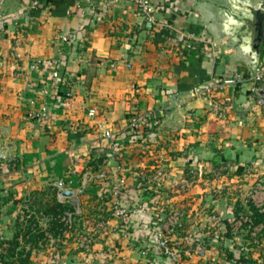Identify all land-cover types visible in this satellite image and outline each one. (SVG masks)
I'll list each match as a JSON object with an SVG mask.
<instances>
[{
	"label": "crops",
	"instance_id": "crops-1",
	"mask_svg": "<svg viewBox=\"0 0 264 264\" xmlns=\"http://www.w3.org/2000/svg\"><path fill=\"white\" fill-rule=\"evenodd\" d=\"M211 1L153 0L160 27L123 0H0V264L24 203L59 181L74 196L57 202L90 216H73L66 235L47 222L50 244L27 247L30 264H173L147 250L171 211L184 214L173 237L182 264H264L252 201L264 187V107L250 93L241 41L211 27ZM181 34L199 43L177 47ZM260 51L264 66V33ZM236 75L238 86L192 95ZM159 172L160 185L138 189ZM119 178L135 221L127 237L105 193Z\"/></svg>",
	"mask_w": 264,
	"mask_h": 264
},
{
	"label": "built area",
	"instance_id": "built-area-1",
	"mask_svg": "<svg viewBox=\"0 0 264 264\" xmlns=\"http://www.w3.org/2000/svg\"><path fill=\"white\" fill-rule=\"evenodd\" d=\"M128 3H132L137 6L139 14L150 24L154 26H160L162 27L160 17H159V8L158 6L153 2V0H123ZM169 29H172L169 27ZM62 40L64 42H70L69 37H63ZM196 43H199V39L195 34L185 35L181 34L178 35L175 39V45L177 47H184L187 49H194L196 47ZM57 65V64H56ZM53 77L55 79L59 78L58 71H55L53 73ZM249 83H250V93L257 97V100H255V103L259 107H264V66H259L256 70H252V73L249 77ZM244 82V79L241 75H236L232 78H226V79H214L211 81V84L208 86H202L200 89L196 88L192 90V95L194 97L196 96H204L208 97L211 96V94L214 92V90H223L227 87H234L238 86ZM97 115V111L95 109L91 110L89 113V116L94 117ZM141 122V119H133L132 121V130H136V128L139 127ZM107 137L111 136V133L108 132L106 134ZM1 156V151H0ZM102 178H105V175L103 174L101 176ZM166 174L164 172L157 173L154 177H151L147 179L148 181L144 182L140 186H138V189L142 191L143 193H146L149 191L151 185L154 183H157L160 185V183L163 182L165 179ZM56 187L59 191L60 197L64 196V193L67 192L68 187L67 183L65 181H59L56 184ZM126 187V179L119 178L109 187V191L105 192L112 195V198L114 199V203L112 206V213L113 216L116 218L120 232L125 235V237L129 236L135 227V221L132 218V212L133 210L131 207L126 205L123 201V194L124 189ZM262 195H264V187L260 186L257 192L254 193L252 201L254 202V206L258 208V210L264 214V200L262 199ZM79 209H77L74 214L67 213L62 219V222H64L66 229L63 231L64 235L67 233H71L74 227L73 224V216H80V212H78ZM183 220H184V214L180 211H171L168 213L164 219L161 226V229L159 233L157 234L156 241L154 243L147 245V250H157L159 251L163 256L167 257L172 261L173 264H182V250L180 247V244L175 242L173 240L174 235L177 233L179 229L183 226ZM231 220L236 221V217H233ZM250 223L249 220H246L245 223ZM98 228L106 230L108 227V223L106 221H101L98 223ZM262 231V227L255 229L254 235L257 236L259 232ZM48 238L51 239L49 236ZM186 240V239H185ZM203 248H200V253L203 252Z\"/></svg>",
	"mask_w": 264,
	"mask_h": 264
},
{
	"label": "rangeland",
	"instance_id": "rangeland-1",
	"mask_svg": "<svg viewBox=\"0 0 264 264\" xmlns=\"http://www.w3.org/2000/svg\"><path fill=\"white\" fill-rule=\"evenodd\" d=\"M58 193V190H53V188H50V190L48 191L45 190L32 192V198L28 199L27 201L25 200V197L23 198L26 201L24 204L28 205V207L22 209L21 217L19 220L20 222L17 225L16 229L18 233L17 237L19 236L20 240L14 239L12 241L10 240L4 242L6 243V246H4L5 248H3L5 249L4 251H6L7 254L3 256V259H7L9 264H11L12 255L15 256V258L12 260L13 264H27V261L30 259V251L27 249V247H29L30 245L34 246V244L31 243L32 236L37 235L41 237L40 240L42 241L43 245L45 243L48 245L50 244V238H48L46 233H44L43 231L47 222L49 225V230L47 229L48 231H52L53 229V232H55L54 230H56L58 224L60 226L58 230L63 232L66 229L64 222H62V220H58V218L61 219L59 216L64 217L66 212L71 211V205L64 204L62 206H59L60 204L57 202V198L59 196ZM75 204L76 208L78 209L79 205L77 203ZM81 209H83V212L85 211V217L90 216L88 215V208L86 205L82 206ZM256 209L258 208L256 207ZM65 210L66 212L64 213ZM83 212H80V214H83ZM246 214L247 212L244 213V215ZM259 233H262V231ZM45 236L46 238H48L47 240L45 239Z\"/></svg>",
	"mask_w": 264,
	"mask_h": 264
},
{
	"label": "water",
	"instance_id": "water-1",
	"mask_svg": "<svg viewBox=\"0 0 264 264\" xmlns=\"http://www.w3.org/2000/svg\"><path fill=\"white\" fill-rule=\"evenodd\" d=\"M211 5L216 7L210 17L213 30L220 36H227L229 42L241 41L242 54L249 59L251 69L256 70L260 66V45L263 42L264 5L255 7L242 0H213ZM73 196L71 191L64 193V197Z\"/></svg>",
	"mask_w": 264,
	"mask_h": 264
},
{
	"label": "trees",
	"instance_id": "trees-1",
	"mask_svg": "<svg viewBox=\"0 0 264 264\" xmlns=\"http://www.w3.org/2000/svg\"><path fill=\"white\" fill-rule=\"evenodd\" d=\"M59 206H62L61 204L59 205ZM59 209H61V208H59ZM66 212V210L64 211V213ZM256 218H257V221L258 222H263L264 221V215H262V214H260L258 211H256ZM49 230V229H48ZM44 231V230H43ZM44 233H45V231H44ZM40 238L41 237H39V236H37V235H35V236H32V239H31V243L32 244H34V246H37L38 244H39V241H40ZM15 239H17V237L15 238ZM33 247V246H32ZM30 257V256H29ZM30 261L28 260L27 261V264H30L29 263Z\"/></svg>",
	"mask_w": 264,
	"mask_h": 264
}]
</instances>
